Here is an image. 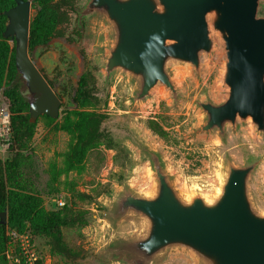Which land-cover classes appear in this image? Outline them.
Segmentation results:
<instances>
[{"label": "rangeland", "instance_id": "obj_1", "mask_svg": "<svg viewBox=\"0 0 264 264\" xmlns=\"http://www.w3.org/2000/svg\"><path fill=\"white\" fill-rule=\"evenodd\" d=\"M86 0H55L61 21L48 42L36 46L33 58L60 98L61 110L75 106L72 96L76 81L85 69L92 73L95 94L100 98L98 110L104 114L100 129L104 137L85 158L81 173H70L75 189L84 193L78 201L85 223L63 228L68 250L61 254L52 241L37 237L44 264H125L117 258L113 243L121 238L138 236L144 229L143 219L129 213L118 220L109 218V210L124 186L138 194H148L155 187L146 149L157 152L173 187L183 197L200 194L212 197L223 181L226 163L259 162L248 181L253 206L264 213V134L257 132L250 119H236L235 126L225 125V137L216 130H200L205 113L197 101L222 102L227 87L222 81L225 54L222 41L213 36L208 53L200 52L198 69L192 64L171 60L167 70L176 87V96L162 84L148 95L134 100L136 80L116 70L108 77L100 69L111 42V28L99 14L77 24V9ZM35 13L31 8L30 17ZM258 15H264V0H259ZM28 95V92H27ZM152 120L163 130L158 135L148 125ZM33 136L26 150L18 157L19 179L37 194L46 209L58 206L53 198L61 194L64 203L71 197L68 186L48 185L47 163L58 159L66 149L68 135L54 128L55 121L39 115ZM9 148L0 153V167L14 155ZM63 178V177H62ZM153 264H200L185 248L162 251Z\"/></svg>", "mask_w": 264, "mask_h": 264}, {"label": "water", "instance_id": "obj_2", "mask_svg": "<svg viewBox=\"0 0 264 264\" xmlns=\"http://www.w3.org/2000/svg\"><path fill=\"white\" fill-rule=\"evenodd\" d=\"M259 0H86L78 12L99 14L111 28V42L100 69L106 77L120 70L137 82L133 99L145 98L162 84L176 96L167 70L171 60L198 69L200 52L208 53L213 36L225 54L222 81L226 98L197 101L205 113L200 130H216L250 119L264 134V15ZM31 0H14L3 13V36L14 42V64L28 92L29 120L41 114L60 115V98L28 53ZM155 187L148 194L124 186L116 196L112 221L134 213L144 221L138 236L113 245L125 264H153L165 249L190 250L200 264H264V213L253 206L248 181L259 159L242 164L227 161L223 181L212 197L181 196L173 187L159 154L146 149ZM7 221L0 211V224Z\"/></svg>", "mask_w": 264, "mask_h": 264}, {"label": "trees", "instance_id": "obj_3", "mask_svg": "<svg viewBox=\"0 0 264 264\" xmlns=\"http://www.w3.org/2000/svg\"><path fill=\"white\" fill-rule=\"evenodd\" d=\"M13 4L14 0H0V87H3V93L9 100L12 131L10 148L16 149L14 155L5 162V166L0 167V211L7 212L6 223L0 224V264H9L5 255L8 228L19 232L27 230L35 241L38 236L47 237L59 253H66L68 247L63 239V228L85 223L83 210L78 207V201L84 199V193L75 189L76 183L69 180L68 175L84 170L88 152L104 137L100 123L105 116L98 110L100 98L95 94L92 73L85 69L76 81L72 96L75 106L62 109L59 119L41 114L42 117L55 121L54 128L65 132L69 137L66 149L59 153L58 159L49 160L46 167L48 185L55 190L61 184L68 186L71 194L69 201L60 208L46 209L41 198L19 179L18 157L22 154L21 151L28 148L36 121L29 120L27 90L14 64V42L3 36L7 22L3 11ZM31 8L35 13L29 22V54L36 46L45 44L55 35L61 21L55 0H31ZM81 8L76 11L78 25L87 17L78 19ZM49 84L51 85L50 82ZM147 125L163 136L164 130L158 124L149 120ZM37 249L40 251L38 244Z\"/></svg>", "mask_w": 264, "mask_h": 264}, {"label": "built area", "instance_id": "obj_4", "mask_svg": "<svg viewBox=\"0 0 264 264\" xmlns=\"http://www.w3.org/2000/svg\"><path fill=\"white\" fill-rule=\"evenodd\" d=\"M12 144V131L10 124L9 100L0 87V153L6 152ZM58 206L64 204L61 194L53 198ZM7 248L5 255L9 264H44L41 252L32 234L25 231H17L13 228L6 230Z\"/></svg>", "mask_w": 264, "mask_h": 264}]
</instances>
